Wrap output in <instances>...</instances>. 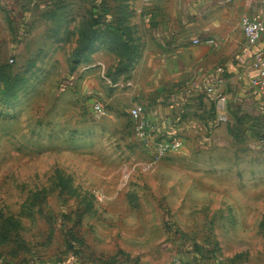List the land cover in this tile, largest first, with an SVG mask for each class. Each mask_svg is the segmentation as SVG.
<instances>
[{"label": "rangeland", "instance_id": "374dc122", "mask_svg": "<svg viewBox=\"0 0 264 264\" xmlns=\"http://www.w3.org/2000/svg\"><path fill=\"white\" fill-rule=\"evenodd\" d=\"M46 1L0 0V264H264V123L230 118L159 157L169 139L137 138L130 110L141 104L103 100L119 93L104 79L118 48L106 74L73 57L101 14L91 4L123 0H70L85 5L60 34L42 25ZM109 12L117 25L122 11Z\"/></svg>", "mask_w": 264, "mask_h": 264}, {"label": "crops", "instance_id": "0c3cea01", "mask_svg": "<svg viewBox=\"0 0 264 264\" xmlns=\"http://www.w3.org/2000/svg\"><path fill=\"white\" fill-rule=\"evenodd\" d=\"M84 5L48 0L41 6L46 10L42 25L55 27L56 34H60L62 30L58 28L63 23L71 28L77 23L71 11ZM89 8L121 10L117 21L122 29L121 43L133 47L128 59L120 50L122 44L117 46L111 40L112 29L102 26L96 33L100 35L81 52L80 56L92 59L94 66L103 64L100 69L106 74L110 68L104 63L113 45L118 48L122 60L114 69L113 82L108 77L104 79L111 84L112 92L115 89L119 93L103 98L107 105L116 104L119 95L126 96L129 102L144 107L158 134L204 138L222 129L213 126L215 102L207 92L218 88L227 95L231 119L250 115L264 123V91L250 86V80L257 76L255 56L264 52V31L260 44L253 48L241 28L243 16L260 14L264 21V0H123L94 3ZM110 16V12L106 14L112 21ZM196 39L203 43L194 44ZM206 40L215 44H205ZM91 90L95 92L94 85ZM186 256L188 264H220L215 259ZM76 260L75 264L82 263V259Z\"/></svg>", "mask_w": 264, "mask_h": 264}, {"label": "built area", "instance_id": "2783aa9c", "mask_svg": "<svg viewBox=\"0 0 264 264\" xmlns=\"http://www.w3.org/2000/svg\"><path fill=\"white\" fill-rule=\"evenodd\" d=\"M145 3H156L159 1L167 0H142ZM241 28L246 41L250 47H257L261 40L264 31V21L260 14L255 16H243L241 19ZM203 41L200 39L194 40V44H201ZM205 44L214 45V41L206 40ZM13 62V60L11 61ZM254 69L257 72V76L250 80V86L260 92L264 91V52L257 53L255 56ZM214 98L215 102V118L214 127L221 126L229 121L227 109V95L222 89L210 88L207 90ZM93 113L97 117L106 116V112L102 105L96 103L93 107ZM130 116L135 123V133L138 139L144 142L151 143L154 141L155 136H159L154 125L148 119L145 114V110L141 105H135L130 110ZM161 137L167 138L157 140L156 150L159 157H165L169 154L176 153L183 148L184 141L176 134L173 136L162 135ZM173 264H186L183 256H177Z\"/></svg>", "mask_w": 264, "mask_h": 264}, {"label": "trees", "instance_id": "16d2710c", "mask_svg": "<svg viewBox=\"0 0 264 264\" xmlns=\"http://www.w3.org/2000/svg\"><path fill=\"white\" fill-rule=\"evenodd\" d=\"M94 3L95 2H93V4ZM102 3H104V2H102ZM98 11L101 12L100 15H98V16L95 14L91 15L92 18L89 20L90 21L89 24L82 26V29L79 32L81 34V40H80L81 44L75 50L74 58H76V59L81 58V56H80L81 52L86 50L92 44L95 36L97 38L100 35V34H96L99 31L98 28H101L102 26H107L110 29L116 28L117 35L111 34L113 36L110 38L113 41V43L116 44L117 46L122 44L120 50L123 52V54H125V57H127L129 59L131 56V51L133 50V47L131 48V47L125 46L124 43H121L122 38H123V36L121 35L122 29L120 28L119 25H116L113 22H111L109 19H107L106 14H108V12H109L108 10L99 9Z\"/></svg>", "mask_w": 264, "mask_h": 264}]
</instances>
